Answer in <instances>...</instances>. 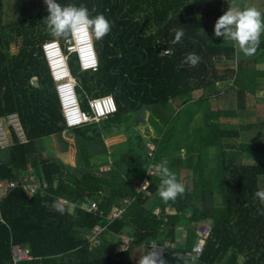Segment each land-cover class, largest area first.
<instances>
[{
  "label": "trees",
  "instance_id": "1",
  "mask_svg": "<svg viewBox=\"0 0 264 264\" xmlns=\"http://www.w3.org/2000/svg\"><path fill=\"white\" fill-rule=\"evenodd\" d=\"M11 1L16 10L8 19L6 0H0V117L16 112L26 139L20 141L13 127L4 124L13 142L0 147V180L15 179L17 184L0 198V264H14L15 244L32 255L16 264H131L129 253L115 251L113 237L120 231L133 237V248L141 242H173L175 247H163L168 264H264V215L258 214L264 204L254 199L264 190V120L257 126L248 121L252 107H264V81L256 80L264 72L253 68L262 54L264 33L252 56L235 41L213 34L217 18L229 7L251 5L264 14V0H57L61 5L83 4L92 16L102 13L111 22L103 39H93L95 72L78 73L74 57L68 60L87 93H110L116 104L106 119L65 132L39 49L40 41L52 37L43 20L47 6L44 0ZM148 22L155 25L152 33H146ZM181 27L182 42L173 46L174 30ZM7 33L19 38L18 51L10 49ZM189 53L199 55L200 63L177 70ZM229 80L225 90L219 88ZM77 92L86 108L82 90ZM248 95L259 105L247 108ZM212 98L217 108L211 107ZM179 101L182 105L175 110L173 103ZM198 111L199 123L194 119ZM145 112L158 126L155 137L141 135L135 127L144 123ZM220 115L241 119L236 125L220 121ZM129 116L133 124L125 122ZM120 130L124 139L109 150L104 137ZM51 134L63 148L64 135L71 143L77 139L74 166L51 155L45 144ZM146 139L157 144L153 155ZM164 160L185 186L175 201L164 202L158 193L156 166ZM102 164L108 169L100 170ZM146 169L152 173L145 175ZM30 174L46 182L32 196L22 186ZM141 175L150 181V194L133 198L120 218L108 223L109 211L134 195L132 183ZM85 196L98 202L99 211L75 206L74 214L66 210L62 215L46 206L59 197L78 204ZM156 206L162 212L171 206L175 212L158 219L152 213ZM96 223L108 226L100 245L89 249L85 235ZM205 223L210 232L199 257L193 262L175 259L174 252L183 253L196 243L197 225Z\"/></svg>",
  "mask_w": 264,
  "mask_h": 264
},
{
  "label": "clouds",
  "instance_id": "2",
  "mask_svg": "<svg viewBox=\"0 0 264 264\" xmlns=\"http://www.w3.org/2000/svg\"><path fill=\"white\" fill-rule=\"evenodd\" d=\"M44 3L47 6L48 15L43 20L52 37L45 38L42 41H40L39 49H40V55L43 59L46 71L48 73V76L52 84V90L54 92L57 101V108H59V112L62 117V122L65 126V130H63V132L81 127L89 123H94L102 119H106L109 115L115 112L116 110L115 101H114L115 110L107 114L105 117H99L98 119L93 118L91 120H86L81 122L78 108L83 112H88V114L92 117L94 114L90 109L89 101L92 98H96V97L107 95L113 98V96L110 93L98 94V95L93 93H87L82 88V84L79 81V79L72 72L68 59L70 56L74 57V64L78 67L77 69L78 73L89 72L90 74L95 72L97 69L98 60H97V53L94 48L93 39L95 40L103 39V37L107 35L111 30V22L102 13L92 16L88 8L83 4L79 6L75 4L61 5L60 3L57 2V0H44ZM262 33H264V14H262L261 11L258 10L255 6L250 5L244 8L229 7L226 11L223 12L222 15H220L217 18L214 24L213 34L215 37L218 38L222 37L223 40L235 41L239 47V50H241L246 56H252L256 53L257 48L260 45L261 42L260 37ZM183 36H184L183 27L174 30V38L171 41L172 45L174 46L176 44L181 43ZM68 44L72 45V47L69 48L67 46ZM44 45L46 49H49L47 50V52H45L44 50ZM16 51H18V49L13 47V52ZM78 54H80L82 66L80 64ZM200 61H201V57L199 55H197L196 53H189L187 56H185L184 60L177 65V70L182 68L184 64H187L190 67H195L200 63ZM55 69H57L56 77H55L57 80L53 78L51 73V70H55ZM65 77H67L66 80H69L71 83L60 85L61 91H65V90L67 91V95L64 97L65 101L62 102L60 97L57 96L55 85L57 81L64 79ZM33 82L37 84L35 75L31 77V83L33 84ZM78 88H80L83 92V98L86 104V108H82L81 106L80 97L78 96V92H77ZM72 90L75 98L72 96ZM76 102L78 108H72L70 110L69 114L71 116V119L70 121H68L67 117L65 116L64 107H69L71 104H75ZM181 105L182 103L181 101H179L178 106L174 107L175 110H177ZM105 107H107V105H105ZM11 114L17 115L16 112ZM100 115H103V112H101ZM4 122L5 121H2L3 131H4ZM65 136L66 135H64V137ZM153 136L155 137L156 134ZM23 137H24L23 140H21L19 137L18 139L20 141H24L26 139L24 133H23ZM106 137H112V136L108 135ZM148 140H150L151 142H155L152 139H148ZM76 141L77 139L74 138L73 144H76ZM146 146H149V144ZM148 149H150V147H148ZM183 156L184 155H182L181 157L183 158ZM156 173L161 176V183L160 186L158 187V193L160 198L164 202H168L170 200L175 201L178 196H182L184 194L185 186L182 183L178 182L175 173H173L170 170V168L168 167V162L166 160L162 161L159 165L156 166ZM30 175H33L32 176L33 178H31L33 179V182H31L30 179H27L26 182L33 183L35 185V180L37 179V177L34 174H30ZM27 177L30 176H26L25 178ZM141 177H143V175H141L138 180L132 183V186L134 188V195L130 199L122 198L121 202L123 203V206L113 207L111 211H109V213L115 211L116 209H122L123 211L125 205H127L126 203L123 202L124 199H128L130 202L136 196L141 197L140 194L141 192L140 193L136 192V187ZM148 184H150V182L145 181L143 186ZM40 188H42L40 184L38 186H35V191L29 196H32ZM26 194L28 195L27 192ZM85 197L89 198L88 196ZM85 197H84V201H85ZM254 199H258L262 204H264V190H258L254 194ZM89 200H93V199L89 198ZM96 203L98 206L97 201ZM75 204L82 210L88 212L99 211V207L96 210H87L85 208L80 207L79 203L78 204L75 203ZM46 206L49 207L51 210L59 212L62 215L66 211L65 204L60 197L54 199L50 205H46ZM157 207L160 209L161 212L160 217H158L153 213V210ZM155 208L152 210V213L158 219L165 218V215L170 214L171 212L173 213L175 212V209L171 206L165 207L164 212L161 211V208L159 206H156ZM68 211L70 214H74L72 210L69 209ZM121 212L119 216H116L114 218L107 216L108 223L113 219L120 218ZM258 214L264 215V208L258 209ZM107 224L96 223L92 226L90 233L85 235L87 242L89 244V249H94L100 245L101 239L103 237L102 234L106 230V227L108 226ZM95 225H99L103 227V229L99 233V242L96 245H94L92 248H90V245L93 243L90 241V236L92 235L93 227ZM203 226L210 228V225L208 223L197 225V228H201ZM197 228H196V233H197ZM114 236H115L114 243L116 245L115 251L129 253L130 250L135 248H139V247L148 248L146 253L140 255L137 264H168V261L164 257L165 250H163V247H169V248L175 247V244L172 242H166L164 246H158L155 241H150V242H141L137 247L133 248L130 246L133 241V237L127 234L126 232L120 231L114 234ZM150 244H154L155 246H157V248H153ZM173 256L177 260H183L184 258H186L184 252L183 253L174 252ZM189 262H193V261H189Z\"/></svg>",
  "mask_w": 264,
  "mask_h": 264
},
{
  "label": "rangeland",
  "instance_id": "3",
  "mask_svg": "<svg viewBox=\"0 0 264 264\" xmlns=\"http://www.w3.org/2000/svg\"><path fill=\"white\" fill-rule=\"evenodd\" d=\"M6 3H7V8H8L6 16L8 17V19L13 18L15 16L16 4L14 3V1H11V0H6ZM11 6H14V9L13 8L11 9ZM140 17H141V15H137L136 16V18H138V19H140ZM144 24L146 25L145 27H149L150 26L149 22L148 23H144ZM44 25H46V24L44 23ZM154 30H155V25H151L148 28V31H146V33H152V32H154ZM6 37H7L8 42L10 43V49L12 51H13V47L18 49V47H19V38H16L14 36V34H12V33H7ZM261 52H262V54L260 56V59L258 60L257 63H255L253 65V68H254L255 71L257 70V71L264 72V47L261 50ZM216 67H217V69H221L223 67V63H219L218 62V64H216ZM88 73L89 72L85 73V75L88 74ZM74 74L76 75V72H74ZM256 80H258V83H260V82L264 81V76H259ZM230 83H231V80L226 81L224 84H219V87H221V88H223L225 90L226 89V85H229ZM50 88L52 90L51 82H50ZM229 91L230 90L228 89V92L225 91V93H229L230 94ZM262 92H264V89L261 91V93ZM198 93H199V90H197V91L195 90L193 94L197 95ZM258 94H260V93H258ZM255 101H256V97L255 96L248 95L247 96V100H246L247 108H251L252 106L259 105V104L254 105ZM217 104H218L217 100L212 98L211 99V107L212 108H217ZM173 106L174 107L178 106V102H174ZM251 109L254 112L251 110L252 111L251 112V116H250V118H248V121L254 123L257 126L260 123L259 122L260 119L264 120V107H261V108H258V109L252 107ZM6 117L3 118L2 121H5L8 124L9 122L6 120ZM13 117H14V115H13ZM0 118H2V117H0ZM144 119H145V121H144L143 124H136L135 125V127L139 130L140 134L148 136V137H149V135L153 136V135L157 134L158 126L154 123V117L152 115H150L149 112H145ZM194 119H195V122H197V123L201 122L202 114L199 113V112L196 113ZM219 119L222 122H229V123H233V124L236 123V125H238V122L240 121L241 118L238 119V118H235L234 116L227 117V116L220 115ZM5 122H4V124H5ZM125 122L128 123V124H133L134 123L133 122V118L131 116H129L125 120ZM12 123L10 125H12ZM146 127L149 128V131L146 130ZM5 128L8 129L7 126H5ZM14 128L20 134L19 126H17L16 123L13 125V129ZM262 129L264 130V128H262ZM14 133L16 134L15 130H14ZM67 136L68 135L65 136V139H67ZM111 136L112 137L104 138L105 142L108 143L106 145H108L109 150L112 149V145L113 144L115 145V144H117L116 142L124 139L125 134H124L123 130H120V131H118L116 133H113V135H111ZM233 139L239 140L238 137H235ZM21 140H23V139H21ZM5 141H8V142H5ZM111 141H114V142H111ZM148 141L151 142L150 140L146 139V143H148ZM12 142L13 141L10 139V136L8 135V132H6V130H4V139H2V136H0V147H1V145L3 143H4V147H5L9 143L12 144ZM45 144H47V147L50 149L51 155L55 156L57 161L62 162V163L66 164V165H69V166H74L75 165V159L77 157V141H76V144L68 142V144H65V147L63 148L61 146L59 140L56 139L55 135L51 134V136H48L47 140L45 141ZM145 145H148V144H145ZM107 152H108V149H107ZM42 155H46V152H45L44 149L42 150ZM182 155H183V152H182V150H180V156H182ZM100 166L102 168L108 169V164H102ZM122 170H123V167L120 168V171H122ZM30 181L33 182V179H30ZM39 184L43 188L46 187V182H44L43 180H40L39 178H37L35 180V186H38ZM32 186L34 187V185H32ZM3 196L4 195L1 193L0 194V198L3 197ZM60 198L64 202L66 210H69V209L73 210L74 207L77 206L72 201H69V200L64 199L62 197H60ZM87 202H89V198L85 197L84 208H86V209L88 208L87 207V204H88ZM217 202L220 203V197L219 196L217 197ZM89 206H91V205H89ZM96 244H97L96 242H93L90 245V248H92ZM147 250H148V248H144V247H139V248H135V249L130 250L129 251V257H130L131 264H137V261H138L140 255L146 253ZM11 251L13 252V245L11 246ZM13 254H14V252H13Z\"/></svg>",
  "mask_w": 264,
  "mask_h": 264
},
{
  "label": "built area",
  "instance_id": "4",
  "mask_svg": "<svg viewBox=\"0 0 264 264\" xmlns=\"http://www.w3.org/2000/svg\"><path fill=\"white\" fill-rule=\"evenodd\" d=\"M67 46L69 48L72 47V45H70V44H68ZM44 50H45V52H47V50H49V49H46L45 45H44ZM166 52H167L166 50H161V53H166ZM78 57H79V60H80V64L82 66V61H81V58H80V54H78ZM56 72H57V69L51 70V73H52V76H53L54 79H56L55 78L56 77ZM66 78L67 77L57 81V83L55 85V90H56L57 96L60 97L62 102L65 101L64 97L67 95V91L66 90L65 91H61L60 90V85L71 83L69 80H66ZM72 96L74 97L73 90H72ZM75 101H76V99H75ZM89 105H90V109H91L92 113L94 114L92 117L88 114V112L81 111L78 108V106H77V102L75 104H71L69 107H64L65 116L67 117V120L70 121V119H71V116H70L69 113H70V110L72 108H78L79 114H80V118H81V122L82 121H86V120H91L93 118L94 119H98L99 117H105L107 114H109V113H111V112H113L115 110V104H114L113 98L111 96H107V95L106 96L92 98L89 101ZM105 105H107V107H105ZM101 112H103V115H100ZM13 115H14L15 118L13 117ZM6 120L9 122L8 123L9 125L13 122L12 125H11L12 127H13V125L15 123H16L17 126H19L20 134L16 131L15 128H14V130H15L17 136H19L20 139H24L21 126H20V124L18 122V119H17V115L10 114V115H8L6 117ZM0 136H2V139H4V131H3V127H2V119L1 118H0ZM5 142H8V141H5ZM4 143L1 146H4ZM148 144H149V147H150V149H148V154L149 155H153L154 154V150L156 149V143L155 142H148ZM149 173H152V171L150 169H146L145 175L146 174L149 175ZM29 176L30 177L25 178V180L33 178L32 177L33 175H29ZM145 181H149V179H146L145 176L141 177L139 182H138V184H137V187H136V192H139V193L141 192L140 193L141 194V198H143L144 195H149L150 194V191H149V188H148L150 184L143 186ZM16 184H17L16 180H13V179H6L5 181L0 180V192L4 195L5 191L7 190L8 187L16 186ZM32 185H34V184L33 183H29V182H26V183L22 184L23 188L28 193V195H31L35 191V185H34V187ZM123 202L128 204L129 200L128 199H124ZM84 203H85L84 200L81 201L79 203V206L84 208ZM87 203H88L87 204V207H88L87 210H96V209H98V206H97V203H96L95 200H89V202H87ZM89 205H91V206H89ZM121 211H122V209H116L115 211L110 212L108 216H110L111 218H114L116 216H119ZM100 213H102V212L100 211ZM153 213L155 215H157L158 217H160V215H161L160 209L158 207L153 210ZM102 229H103V227H101L99 225H95L93 227L92 235L90 236V241L91 242H96V243L99 242V233L102 231ZM209 230H210V228L209 227H205V226H203L201 228H197V234H198V237H199L197 243L194 246H192L190 249L184 251V254L186 255L185 257L189 261H194L201 254L202 249H203V244H204L205 238L208 236ZM150 245L153 248H157V246H155L154 244H150ZM13 252H14V254H13ZM13 252H12V254H13L12 257H13V263L14 264H16L17 261H19L21 259H31L32 258V255L30 254V252H29L27 247H21V246H19L17 244L13 245Z\"/></svg>",
  "mask_w": 264,
  "mask_h": 264
},
{
  "label": "crops",
  "instance_id": "5",
  "mask_svg": "<svg viewBox=\"0 0 264 264\" xmlns=\"http://www.w3.org/2000/svg\"><path fill=\"white\" fill-rule=\"evenodd\" d=\"M199 93H200V92H199ZM199 93H198V94H199ZM198 94H197V95H198ZM197 95H194V96L196 97ZM111 142H114V141H111ZM105 144H108V143L105 142ZM100 170H106V169H105V168H102V167L100 166ZM171 213H173V212H171ZM180 238H181V243H183V241H184V235L182 234ZM113 239H114V242H115V236L113 237ZM172 243H173V242H172Z\"/></svg>",
  "mask_w": 264,
  "mask_h": 264
},
{
  "label": "water",
  "instance_id": "6",
  "mask_svg": "<svg viewBox=\"0 0 264 264\" xmlns=\"http://www.w3.org/2000/svg\"><path fill=\"white\" fill-rule=\"evenodd\" d=\"M33 85H36V83H35V82H33Z\"/></svg>",
  "mask_w": 264,
  "mask_h": 264
}]
</instances>
